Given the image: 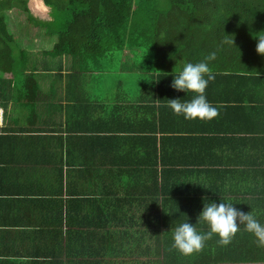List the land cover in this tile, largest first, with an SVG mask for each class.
<instances>
[{"label": "trees", "instance_id": "1", "mask_svg": "<svg viewBox=\"0 0 264 264\" xmlns=\"http://www.w3.org/2000/svg\"><path fill=\"white\" fill-rule=\"evenodd\" d=\"M43 1L50 7V20L35 17L29 0H0V69L13 73L8 85L13 84V89L18 86L23 92L29 78H34L31 73H24L25 69L37 66L36 60L30 57L23 59L26 50L16 47L7 22L8 12L12 10L25 12L28 23L42 26L46 35L55 34L56 41L47 53L52 56L65 55L73 67L80 69L76 73L80 74L82 89L101 87V80L112 79L115 70L121 71L124 78H127L128 72L133 74L129 90L127 87L100 100L90 99L84 90L87 105H81L83 114H80L77 106L74 110L83 116V120L72 119L67 110L66 124L63 126H67V131L71 132L69 136L73 138L81 137L79 134H83V131L90 132V146L102 159L118 157L108 152L120 147L126 149L131 136L140 138L135 142L138 152L129 159L137 165L142 182L135 185L139 189L137 191L149 197V218L138 214L122 220L123 224L117 230L111 227V221L99 227V220L89 212L93 216L87 218L92 220L91 225L87 232L77 233L76 237L93 241L103 239L98 251L102 250L103 254L113 259L118 253L114 247V242L118 241L116 233L123 239L120 246L130 244L138 231L141 232L138 237L143 239L144 232L140 227L145 224L152 229L151 249L158 254L161 251L164 258L175 261L188 258L195 262L214 256L217 252L226 253L227 246L218 243L215 235L205 242L199 252L191 255H184L172 246L174 228L187 219L195 223L198 230L207 231V225L197 221L203 207L202 198L219 203L218 194L223 191L226 177L216 164L228 165L229 162L225 160L232 162L236 155L213 152L210 146L217 143L215 131L211 132L203 119H185L168 107V99L179 98L183 101L192 97V93L171 87L173 76L170 73L175 75L184 63L199 62L210 52H215L220 58L208 61L211 71L215 73L214 79L208 83L211 87L205 89L207 99L213 101L219 95L217 91L223 82L245 78V71L260 70L264 74V56L256 52V39L251 35L264 30V0ZM209 38H213L212 41ZM232 39L234 44L227 42ZM127 48L129 53L126 52ZM126 57L130 61L123 63ZM217 62L226 63V68ZM93 71L98 73L95 76L88 74ZM115 81L120 83L122 89V79ZM21 97L25 95L21 93ZM141 130L150 132L145 136L147 140L143 135L118 134ZM122 138L124 141H121ZM124 158L128 159V156ZM110 169L107 167L105 171ZM74 195L77 200H87L88 205L95 200L94 193ZM137 196V201L143 200L140 193ZM223 199L228 200L225 196ZM254 205L248 203L250 211H256ZM64 220L61 216L60 224ZM82 222L78 220L73 225L80 226L84 224ZM67 223L71 224L72 221L67 219ZM72 238L67 237L65 247L50 251L53 258L50 256L48 264H91L78 261V258L95 252L76 249L71 244ZM256 248L254 243L245 246V250L241 248L240 253L247 258ZM251 249L252 252L249 251ZM125 252L123 249L121 254ZM63 255L68 263L63 261ZM109 261V264H114L113 260ZM167 264L174 263L168 261Z\"/></svg>", "mask_w": 264, "mask_h": 264}, {"label": "crops", "instance_id": "2", "mask_svg": "<svg viewBox=\"0 0 264 264\" xmlns=\"http://www.w3.org/2000/svg\"><path fill=\"white\" fill-rule=\"evenodd\" d=\"M29 7L39 19L52 18L49 6L46 11L39 12L30 4ZM40 27L43 28L26 22L23 34L10 32L22 40L19 44L15 42L17 49L30 52V58L39 65V69L33 67L31 71L30 68L24 71L34 75L22 92L25 97L14 98L13 84L8 85L12 76L0 69V108L3 110L0 122V264H48L50 256L53 258L50 251L65 247L67 237H74L71 244L76 249L95 252L78 258V261L91 264H109V260H113L114 264H167L168 261L174 264H264V245L259 244L243 225L226 245V253L217 252L195 262L188 258L176 261L164 258L161 251L158 254L151 249L152 229L145 224L140 227L144 232L143 239L138 237L141 235L138 231L130 244L120 246L123 239L116 233L118 241L114 242V247L118 253L113 259L103 254L102 250L98 251L103 239L93 241L76 237L77 233L87 232L91 225L92 220L87 218L93 216L89 212L99 220V227L111 221V227L117 230L123 224L122 220L130 217L144 214L145 218H149V197L137 191L139 189L135 185L142 182L137 165L129 159L138 152L135 142L140 138L131 136L126 149L120 147L108 152L118 157L102 159L90 146V132L78 133L81 137L69 136L71 132L67 131L66 125L63 126L67 110L72 119L82 121L83 116L74 110L77 106L83 114L81 105H87L80 74L76 73L80 69L73 67L65 55L47 53L54 42L40 48L42 41L47 39L31 35ZM212 39L209 38V41ZM216 57L220 58L218 54ZM47 58L52 61L47 62ZM245 73V78L223 82L215 101L208 99L217 108V115L203 121L216 134L217 143L210 146L213 152L236 155L232 162L225 160L228 165L216 164L226 177L223 191L218 194L219 203L225 196L236 208L251 212L264 224V74L260 70ZM68 77L70 81L66 83ZM207 86L211 87V84ZM61 112L63 116L60 118ZM19 121V126L15 127ZM59 128L63 131L60 132ZM125 132L118 134L145 137L150 133L147 130ZM156 135L160 136L159 133ZM221 140L225 142L220 143ZM121 141H124L123 138ZM126 156L128 159L124 158ZM107 167L111 169L105 171ZM83 192L94 193L95 200L88 205L87 200L74 198L75 193ZM139 193L144 201L136 200ZM248 203H255L253 208L256 211H250ZM61 216L65 218L63 224L59 222ZM67 219L72 223H67ZM78 220L86 221L80 226L73 225ZM254 243L257 248L254 252L249 250L252 254L243 258L245 254L240 251ZM123 249L126 252L121 254ZM62 259L68 263L66 256L63 255Z\"/></svg>", "mask_w": 264, "mask_h": 264}, {"label": "clouds", "instance_id": "3", "mask_svg": "<svg viewBox=\"0 0 264 264\" xmlns=\"http://www.w3.org/2000/svg\"><path fill=\"white\" fill-rule=\"evenodd\" d=\"M251 35L256 39V52L264 56V30L253 32ZM227 42L234 44L233 39ZM215 56V52H210L204 60L195 63L186 62L175 75L170 73L173 76L171 82L173 89L192 93L190 100L168 99V107L174 114L182 115L185 119L205 120L217 115V108L205 95L209 81L214 79L208 61L214 60ZM202 203L203 207L197 221L206 224L207 231L198 230L195 223H190L188 219L178 224L172 232V246L180 253L191 255L199 252L205 242L214 235L218 237V243L227 245L240 230L241 225L257 238L259 244L264 245V224L254 214L241 211L234 206L233 202L223 198L220 203H217L215 200L203 197Z\"/></svg>", "mask_w": 264, "mask_h": 264}, {"label": "rangeland", "instance_id": "4", "mask_svg": "<svg viewBox=\"0 0 264 264\" xmlns=\"http://www.w3.org/2000/svg\"><path fill=\"white\" fill-rule=\"evenodd\" d=\"M43 2H44L43 0H29V4L31 6H33V8L35 10H37L38 12L47 10V5L45 3H43ZM8 15H9L8 16V20H10V23H9L10 32L12 34L16 33L17 35L23 34V32L25 31V30L23 31V29H24V27L26 25V22L28 23V20L26 18V13L22 12V11H19V10H17V11L12 10V11L8 12ZM31 35H40L41 38H44V39L46 38L47 39V41H42V45L40 46V48H43V46H46V45L48 46V44L50 46V42L52 43V42L56 41L55 34H54V36H51V38H50V37L46 36V34L43 31V28H41V27H40V29L39 28L35 29L34 33H32ZM13 38H14V42H16L18 44L20 42H22V40L20 38L16 37L15 34L13 35ZM48 40H50V41H48ZM126 52L129 53V48L126 49ZM25 53H26V55H25L26 57L24 56L23 59H26L27 57L28 58L31 57L30 53L28 51H25ZM20 55L23 56L24 54H20ZM121 58L123 59L124 56H122ZM46 61L47 62H51L52 60L50 58H47ZM127 61H130V58L126 57L125 60L123 61V63H126ZM66 63H67V60H66ZM32 67H34V69L35 68L39 69V65L38 66H32ZM31 70H32V68H30V71ZM8 73L11 74V76L13 75V73L11 71H9ZM113 73H112V76H114V77L112 79H110L108 81H106V80L102 81L101 80V82H100V85H102L101 87L90 86L89 89H84V90H86V93L88 94V97H91L90 99H94V100H98L99 99L100 100L101 98L112 96V95H114V93L116 91L123 90V89H125L127 87H128V90H129V88H130L129 86H131V84L133 82L132 79H131L133 74L131 72H128L127 78H124V76L121 75V71L115 70ZM20 74H22V73H20ZM90 74L95 76L94 73H90ZM119 79H122V84H121L122 85V89L120 87V83L118 81H115V80H119ZM67 81H70L69 77L66 80V83H67ZM20 84L21 83H19V85ZM127 84H128V86H127ZM9 89H10V87H8L5 90V94L6 95L8 94ZM13 91H14V98H18L19 95L22 93V91L19 90L18 86H16V88L13 89ZM62 116H63V113L61 112L60 113V118ZM19 124H20V121H19L17 126L15 125V127H18Z\"/></svg>", "mask_w": 264, "mask_h": 264}, {"label": "built area", "instance_id": "5", "mask_svg": "<svg viewBox=\"0 0 264 264\" xmlns=\"http://www.w3.org/2000/svg\"><path fill=\"white\" fill-rule=\"evenodd\" d=\"M3 110L0 108V122L2 121Z\"/></svg>", "mask_w": 264, "mask_h": 264}]
</instances>
